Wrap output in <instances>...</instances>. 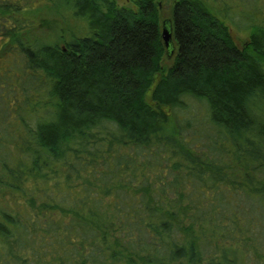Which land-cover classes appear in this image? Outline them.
<instances>
[{
    "label": "trees",
    "instance_id": "trees-1",
    "mask_svg": "<svg viewBox=\"0 0 264 264\" xmlns=\"http://www.w3.org/2000/svg\"><path fill=\"white\" fill-rule=\"evenodd\" d=\"M131 1L0 0V264H237L264 245V0L243 46L224 5Z\"/></svg>",
    "mask_w": 264,
    "mask_h": 264
},
{
    "label": "rangeland",
    "instance_id": "rangeland-1",
    "mask_svg": "<svg viewBox=\"0 0 264 264\" xmlns=\"http://www.w3.org/2000/svg\"><path fill=\"white\" fill-rule=\"evenodd\" d=\"M171 0H161L164 5L162 6V13L163 17L166 19L170 17L171 14ZM210 3L216 8L221 7L220 5H224L225 10H223V13L227 15V22L229 23V26L231 28L232 35L237 42L238 45L243 46L249 39V31H247L246 25L249 23V19L246 18L247 15L251 13H255L254 10V0H209ZM119 4L122 5H131L132 1L131 0H118ZM264 1H261V10L264 9ZM222 8V7H221ZM46 10H44V13ZM47 14V19L48 21H57L59 22V18L55 15L52 14V11L46 12ZM259 15V13H258ZM73 22V21H72ZM54 26H46V31L53 32ZM173 48H175V42H172ZM173 58L167 57L165 59L166 64H171ZM188 115L196 114L195 112L198 113L197 120H203L205 118V113H204V108L203 106H200L199 109L194 110L193 107H191L187 111ZM255 241L258 239H254ZM264 244V243H263ZM253 247H251L252 250H242L240 251L241 253L238 254L239 259L237 261V264H264V245L261 247L259 245H256L253 242ZM261 247V251L258 250L254 251L256 246Z\"/></svg>",
    "mask_w": 264,
    "mask_h": 264
},
{
    "label": "water",
    "instance_id": "water-1",
    "mask_svg": "<svg viewBox=\"0 0 264 264\" xmlns=\"http://www.w3.org/2000/svg\"><path fill=\"white\" fill-rule=\"evenodd\" d=\"M162 38L165 42L166 47H170L171 42H172V31L169 27H167L166 25L163 26L162 29Z\"/></svg>",
    "mask_w": 264,
    "mask_h": 264
}]
</instances>
